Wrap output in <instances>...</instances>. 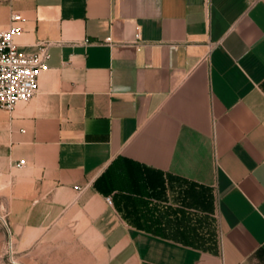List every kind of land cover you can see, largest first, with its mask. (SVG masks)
<instances>
[{"label":"crops","instance_id":"1","mask_svg":"<svg viewBox=\"0 0 264 264\" xmlns=\"http://www.w3.org/2000/svg\"><path fill=\"white\" fill-rule=\"evenodd\" d=\"M13 13L20 50L50 43L0 107L29 264H264V0H0V30Z\"/></svg>","mask_w":264,"mask_h":264},{"label":"built area","instance_id":"2","mask_svg":"<svg viewBox=\"0 0 264 264\" xmlns=\"http://www.w3.org/2000/svg\"><path fill=\"white\" fill-rule=\"evenodd\" d=\"M20 13H13L11 23L7 28L0 30V107L11 109L17 103L29 101L37 92L39 87V75L46 67L49 60V42H40L34 52H25L19 49L15 38L21 27ZM112 37L105 39L111 43ZM135 44L141 49L144 43L141 41L140 33L135 35ZM25 160H20L16 165L22 167ZM83 190L81 187H77ZM109 203L111 197L107 198Z\"/></svg>","mask_w":264,"mask_h":264},{"label":"rangeland","instance_id":"3","mask_svg":"<svg viewBox=\"0 0 264 264\" xmlns=\"http://www.w3.org/2000/svg\"><path fill=\"white\" fill-rule=\"evenodd\" d=\"M8 188L0 184V264L38 263V253L31 257L29 251H24L21 237L11 234V219ZM26 255V258H25Z\"/></svg>","mask_w":264,"mask_h":264}]
</instances>
